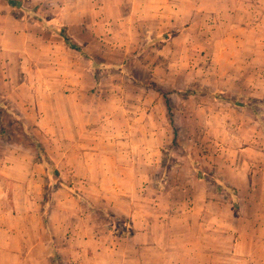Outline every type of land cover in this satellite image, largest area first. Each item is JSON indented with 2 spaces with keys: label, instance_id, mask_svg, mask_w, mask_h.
<instances>
[{
  "label": "rangeland",
  "instance_id": "1",
  "mask_svg": "<svg viewBox=\"0 0 264 264\" xmlns=\"http://www.w3.org/2000/svg\"><path fill=\"white\" fill-rule=\"evenodd\" d=\"M19 1L13 7L0 0V9L8 5L9 14L25 16L26 27L36 20L60 28L49 19L51 3ZM103 4L102 26L88 18L96 31L69 32L97 65L76 60L63 45L62 66L71 62L78 73L88 62L73 98L76 119L83 112V121L98 124L121 101L129 106L136 158L119 167L129 165L136 175L112 179L120 192L93 176L83 148L68 144L64 113L54 130L29 124L28 134L6 116L11 138L0 143V242L9 245L0 264H264V103H253L264 102V0ZM47 40L61 46V38ZM8 60L4 89L19 94L23 102L14 105L23 117L33 98L26 86L17 88L15 57ZM2 61L0 55V76ZM93 135L71 141L87 144ZM33 139L54 158L57 178L32 159ZM12 164L17 177L3 175Z\"/></svg>",
  "mask_w": 264,
  "mask_h": 264
},
{
  "label": "crops",
  "instance_id": "2",
  "mask_svg": "<svg viewBox=\"0 0 264 264\" xmlns=\"http://www.w3.org/2000/svg\"><path fill=\"white\" fill-rule=\"evenodd\" d=\"M33 1L51 3L54 14H50L49 19H54L55 23L60 27H66L70 33L96 31L92 28L95 25L89 24L88 18H100V21H96V24L100 27L103 25L102 23L106 16L103 4L105 0ZM88 1L93 3L92 8L84 6V2ZM8 9V5L5 6L4 12L0 9V55L3 57V76H0V101L4 100V103L0 104L1 126H5L6 116H10L11 121L14 123L12 125L20 126L24 134H28L29 124H37L40 128L47 124L50 129L54 130L56 128L57 114L64 113L68 116V121L66 122L67 134L69 135L67 139H70L68 144H71V148L73 145H80L83 148L81 151L82 156L85 157L92 173H95L93 176L103 177L113 187V191L120 192L122 184L114 185L111 183L112 179L123 175H136V172L130 171L131 167L129 165L124 169L119 167L122 160L130 163L136 158L133 154L136 140L132 136L133 129L131 128L134 121L132 120L133 114L129 106L121 101L120 110L115 113L100 114L98 124H90L89 121H83L85 118L83 112L80 113V119H76L74 116H76L77 101L74 99L73 102V98L78 95V88L83 86L85 78L88 77V62L84 68L83 66L80 68V71L75 67L79 74L71 71L73 69L71 62L63 67L62 52L66 50L65 47L69 49L65 51L68 54L75 51L76 60L79 59L78 61H81L83 57L78 51L70 48L64 39L56 33L53 27L54 24L44 25L41 21L31 20L32 22L29 25L27 24L26 27V17L14 15L13 12L9 14ZM78 18L79 21L77 20ZM58 25H56V28L59 27ZM36 31H39V35L32 34ZM47 37L53 39L55 37L61 38L62 42L59 44L61 46L57 47V43L47 40ZM9 57H15L17 88L26 86L29 96L33 98L32 101L28 99L24 103L26 107H23V112L26 115L23 117L20 114L19 106L14 105H20V102H23L22 100L18 101L17 97L19 94L16 91L13 94H7L4 89V84L11 82V79H4L5 75L9 74V64L13 63V60H8ZM46 74H49L51 78L47 77ZM39 97L43 98V100L46 99L47 102L42 101L41 98L36 100ZM62 98L64 99V105L60 104L61 102L59 101ZM5 129L8 131L7 128ZM86 131L94 134L90 137L91 139L86 140L87 144L84 141L76 144L71 141L77 140L78 136L76 135L80 134L81 136ZM10 133L8 131L7 139L0 134L1 144L8 145L11 138ZM142 152L145 157H147V154L149 155L148 150L142 149ZM3 155H1V160L8 161V156L5 155L6 157L4 158ZM51 158L54 160L53 157ZM32 159H35V155L32 156ZM16 168L17 166L12 164L10 167L4 168L1 173L7 177L14 178L18 175ZM126 187L128 188H123L125 193L130 191V187ZM135 187L133 186L132 188L134 189ZM8 245V240L1 241L0 251L8 250ZM4 255L7 256V251L6 253L4 252Z\"/></svg>",
  "mask_w": 264,
  "mask_h": 264
},
{
  "label": "trees",
  "instance_id": "3",
  "mask_svg": "<svg viewBox=\"0 0 264 264\" xmlns=\"http://www.w3.org/2000/svg\"><path fill=\"white\" fill-rule=\"evenodd\" d=\"M7 2L10 5H12L13 7L20 6L19 0H7ZM56 33L64 39V41L67 43V45L70 48L75 49L76 51H78L80 53V55L87 58L88 61L91 60L92 62H94V65H97V63L94 61L93 57H91V55L89 53H87L80 44H78L77 42L74 41L73 37L71 36V34L69 33V31L66 27L57 28ZM94 76H95L96 80L100 78L95 73H94ZM203 93L206 95H209V96L219 97L218 94H216L215 92L211 91L208 88H204ZM249 99H251V98H249ZM253 103L254 104H263L264 102H262L261 100H258V99H256V100L254 99ZM0 123H1V121H0ZM0 134L3 137H5L6 139L9 135L8 131H6L5 127L1 126V124H0ZM32 142L36 148V152H35L36 161H38L39 163L44 165V167H45V169L49 175H53L54 177L57 178L59 176L60 172H59V169H58L55 161L51 158V156L47 153L46 149L38 141L33 139ZM214 180L218 181L222 188H225L227 190H230V189L235 190V188L233 186L229 185L228 183H226L224 180L218 178L217 176H214ZM68 186L70 187V185H68ZM46 222H47V220H46ZM132 231L133 230H130L129 233H131ZM123 233H126V232H123Z\"/></svg>",
  "mask_w": 264,
  "mask_h": 264
}]
</instances>
